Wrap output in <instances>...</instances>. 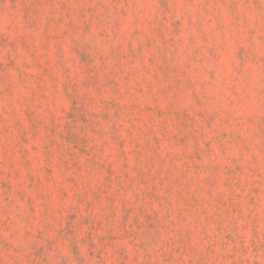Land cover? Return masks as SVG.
Masks as SVG:
<instances>
[{
	"label": "rangeland",
	"instance_id": "rangeland-1",
	"mask_svg": "<svg viewBox=\"0 0 264 264\" xmlns=\"http://www.w3.org/2000/svg\"><path fill=\"white\" fill-rule=\"evenodd\" d=\"M0 264H264V0H0Z\"/></svg>",
	"mask_w": 264,
	"mask_h": 264
}]
</instances>
